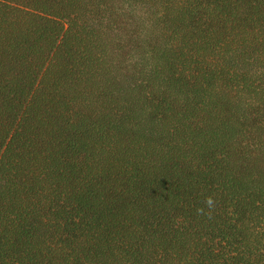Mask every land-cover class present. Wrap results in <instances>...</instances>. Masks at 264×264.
<instances>
[{"label":"trees","instance_id":"obj_1","mask_svg":"<svg viewBox=\"0 0 264 264\" xmlns=\"http://www.w3.org/2000/svg\"><path fill=\"white\" fill-rule=\"evenodd\" d=\"M0 264H264V0H0Z\"/></svg>","mask_w":264,"mask_h":264},{"label":"clouds","instance_id":"obj_2","mask_svg":"<svg viewBox=\"0 0 264 264\" xmlns=\"http://www.w3.org/2000/svg\"><path fill=\"white\" fill-rule=\"evenodd\" d=\"M209 204H211V201H209Z\"/></svg>","mask_w":264,"mask_h":264}]
</instances>
